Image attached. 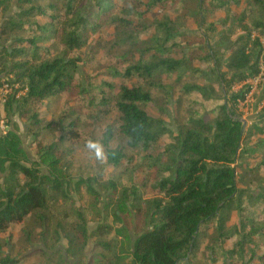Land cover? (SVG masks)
<instances>
[{
    "label": "trees",
    "instance_id": "trees-1",
    "mask_svg": "<svg viewBox=\"0 0 264 264\" xmlns=\"http://www.w3.org/2000/svg\"><path fill=\"white\" fill-rule=\"evenodd\" d=\"M7 4L0 0V76L12 75L24 95L10 96L6 112L30 123L39 161L29 159L17 130L0 139V234L30 219L27 240L64 237L75 264L83 263L102 200L95 179L73 182L72 157L92 139L116 171L134 159L159 168L153 184L141 181L130 197L124 188L115 207L130 213L132 199L143 218L134 244L118 229L121 252L107 255L118 239L99 224L89 264H254L247 244L264 231V114L245 125L238 107L246 82L261 72L264 0H22L6 18ZM156 9L163 14L147 22ZM187 21L198 31H182ZM173 100L182 115L176 133L147 109L167 115ZM98 169L103 176L104 165ZM74 191L98 205L78 206ZM257 248L264 264V243Z\"/></svg>",
    "mask_w": 264,
    "mask_h": 264
},
{
    "label": "rangeland",
    "instance_id": "rangeland-1",
    "mask_svg": "<svg viewBox=\"0 0 264 264\" xmlns=\"http://www.w3.org/2000/svg\"><path fill=\"white\" fill-rule=\"evenodd\" d=\"M21 3L22 0H9V4H7V10L5 12L6 18L16 16ZM143 10L144 8L140 9V11ZM168 13L174 17L173 19L175 21L180 18L173 11H169ZM162 14L163 11L161 9H156L154 12L147 14L145 17L147 22H151L156 18H159ZM197 27L198 26H194L193 23L187 21L181 24L179 28H181L182 31L197 32ZM112 33L113 30L109 29L106 33L108 35V39L111 38ZM196 66H198V64H196ZM260 70L261 72L258 77L250 79L246 82V84L250 86V92L247 94L246 100L241 102L238 107V110L242 115V120L243 122L245 121V125L250 124L260 115L264 114V51L260 60ZM199 83L201 84V82ZM115 84L119 87L122 85V82L119 79H116ZM130 84H138V82L134 81ZM238 90H240V87L235 89V91ZM176 108L175 100H173L168 105H166L167 115H160L158 108L154 105H150L147 109L151 115L155 117L161 116L165 120L167 126L174 133H176L178 129V120L182 117L181 113H178ZM182 112H185V109H182ZM209 115V118H211V112ZM10 116V129H15L18 131L22 140V146L27 152L29 159L31 161H39V159L35 156V137L32 135V131L30 130V123L20 118L17 113ZM166 160V157L163 158L161 164L166 163ZM72 164L74 166V171L72 172L74 175L73 182H76V179L79 180L81 178H85V180L95 179V181L92 183V187L102 200V204L98 205L95 201V198H92L87 193H84V195H80L76 191L72 193V196L76 200L78 206L82 204H85L86 206L98 205L97 211H100L102 217L101 221L93 220L88 224V235L90 238L85 247V258L82 264H89V262L94 259V254L99 252L95 248L98 237L92 235L99 224H108L113 231L110 237L118 239V247L114 250L106 252V254H119L121 252L120 248L124 237L117 236V230L124 229V232L130 236L132 243L134 244L138 236V231L141 228H144L145 224L143 222V218H138L135 215L134 210L131 208L132 199L127 202L130 213L124 214L121 211H116V204L121 200L124 188H127L129 191L128 193L125 192V195L130 197L133 189L136 186L139 187L141 181L145 183L152 181V183L150 182L149 184H153V178L157 174L156 172L159 167H144L138 163V160L134 159L129 165L124 163L122 168L119 171H116L111 165L107 164L106 159L103 163L91 159L87 150L82 147L79 148L78 154L72 157ZM101 164L104 165L105 170V174L103 176H100L98 169ZM139 169H142V172L138 173L139 181L135 183V174L137 171H139ZM41 170L43 173H48V169L43 165L41 166ZM5 176V174L0 172V187L3 186ZM112 183L116 187V193L112 189ZM141 193L143 194L144 198H149L148 196L151 194V188L148 186L146 189H141ZM108 205L109 207H107ZM106 208H108V210H106ZM115 212H117L118 217L114 215ZM235 222L236 219L234 217L229 225L231 226ZM34 224L35 223L32 220L28 219L24 225L12 226L7 232L0 234V261L15 257L19 260H22L20 264H58L61 259L66 263L69 262L75 264L78 262L79 258H75L69 253V243L64 237H61V239L58 241L57 237L52 235L51 238L43 241V239L34 233L32 239L33 241L27 240L22 229L26 228L31 230L34 227ZM263 243L264 231L260 237H254L252 242L247 244L249 251L251 250L255 252L254 264H261L260 258L263 255V252H261L257 246L262 245ZM234 244V242L230 241L226 243L224 248L229 250L233 248ZM125 247H127V245ZM76 251H79V247L76 248ZM41 252L51 257H47ZM58 253L62 257L58 258L57 255H54ZM252 255L253 253L248 252L246 261H250ZM25 258H29L27 263H25Z\"/></svg>",
    "mask_w": 264,
    "mask_h": 264
},
{
    "label": "built area",
    "instance_id": "built-area-1",
    "mask_svg": "<svg viewBox=\"0 0 264 264\" xmlns=\"http://www.w3.org/2000/svg\"><path fill=\"white\" fill-rule=\"evenodd\" d=\"M20 85L15 83V79L12 75L5 77L0 76V139L4 137L10 130L9 120L3 114L6 110V105L10 96H14L19 99L24 95V91H19Z\"/></svg>",
    "mask_w": 264,
    "mask_h": 264
},
{
    "label": "clouds",
    "instance_id": "clouds-1",
    "mask_svg": "<svg viewBox=\"0 0 264 264\" xmlns=\"http://www.w3.org/2000/svg\"><path fill=\"white\" fill-rule=\"evenodd\" d=\"M85 148L88 151L89 157L97 162L103 163L106 159L105 149L102 143L96 140L89 139L86 142Z\"/></svg>",
    "mask_w": 264,
    "mask_h": 264
},
{
    "label": "crops",
    "instance_id": "crops-1",
    "mask_svg": "<svg viewBox=\"0 0 264 264\" xmlns=\"http://www.w3.org/2000/svg\"><path fill=\"white\" fill-rule=\"evenodd\" d=\"M3 114L8 118V120L11 119V116L10 115L9 116L7 115L6 110L3 112Z\"/></svg>",
    "mask_w": 264,
    "mask_h": 264
},
{
    "label": "water",
    "instance_id": "water-1",
    "mask_svg": "<svg viewBox=\"0 0 264 264\" xmlns=\"http://www.w3.org/2000/svg\"><path fill=\"white\" fill-rule=\"evenodd\" d=\"M244 124H245V121H244Z\"/></svg>",
    "mask_w": 264,
    "mask_h": 264
}]
</instances>
